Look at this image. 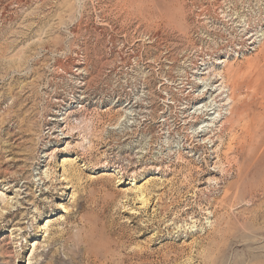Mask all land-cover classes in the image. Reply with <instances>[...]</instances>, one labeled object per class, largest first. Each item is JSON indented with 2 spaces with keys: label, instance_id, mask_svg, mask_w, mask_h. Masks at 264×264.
Returning <instances> with one entry per match:
<instances>
[{
  "label": "rangeland",
  "instance_id": "obj_1",
  "mask_svg": "<svg viewBox=\"0 0 264 264\" xmlns=\"http://www.w3.org/2000/svg\"><path fill=\"white\" fill-rule=\"evenodd\" d=\"M222 83L264 85V0H0V264H264Z\"/></svg>",
  "mask_w": 264,
  "mask_h": 264
},
{
  "label": "bare ground",
  "instance_id": "obj_2",
  "mask_svg": "<svg viewBox=\"0 0 264 264\" xmlns=\"http://www.w3.org/2000/svg\"><path fill=\"white\" fill-rule=\"evenodd\" d=\"M220 78L226 79L228 77L221 74ZM221 87H222L220 88L221 93L219 95H216V97H214L213 100L214 105L218 103L216 105L218 108L215 110V112H212V109H215V107L212 108V106L214 105L207 104L205 109L204 108L201 109L194 116L195 123H200L201 121L204 123L205 120H209V119L212 122L211 124H207L204 130H200L197 136H200V134L206 135L209 132L214 131L216 128L213 129V127L217 126L218 123L217 121L222 123V126L225 128V130L229 128H233L235 126L237 127L242 126L243 127L242 131L244 133V136H242V143L240 144L239 147L243 149V147L245 146L244 147L245 151L242 152V154L245 153L248 154L250 152V149H252V147L256 148V152H257L259 146L262 143H264V85L262 87L259 86L260 88L255 89V91L253 90L254 92L251 93L253 100L250 103L239 102L237 104H235L236 102L235 87L227 84L223 86V83L221 84ZM246 87H251V86L250 84H247ZM226 88L228 90H226ZM210 91L211 88L209 89V92ZM203 97H206V92L202 94V96H200V98L204 99ZM216 112H218V116L216 118H210V115L215 114ZM207 128H209V130H207ZM260 159L261 156L259 155L257 157V160Z\"/></svg>",
  "mask_w": 264,
  "mask_h": 264
}]
</instances>
